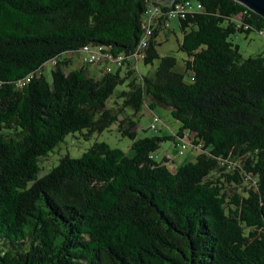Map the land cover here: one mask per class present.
<instances>
[{
    "label": "trees",
    "instance_id": "16d2710c",
    "mask_svg": "<svg viewBox=\"0 0 264 264\" xmlns=\"http://www.w3.org/2000/svg\"><path fill=\"white\" fill-rule=\"evenodd\" d=\"M173 19L188 81L157 51ZM263 29L233 0H0V264H264V52L231 41ZM84 47L120 66L90 75ZM147 99L177 135L137 137ZM114 125L129 153L96 142L39 176L68 135ZM174 138L201 152L170 170L153 154Z\"/></svg>",
    "mask_w": 264,
    "mask_h": 264
},
{
    "label": "rangeland",
    "instance_id": "374dc122",
    "mask_svg": "<svg viewBox=\"0 0 264 264\" xmlns=\"http://www.w3.org/2000/svg\"><path fill=\"white\" fill-rule=\"evenodd\" d=\"M264 30V29H263ZM181 31L179 29V24L177 19L170 20L167 23V27L162 29L157 38L158 43L157 51L159 56H172L176 59L177 65L174 71L179 74L185 75L184 62L187 59L186 54L179 51L178 45L181 41ZM231 41L234 45L238 46L240 54L244 57H251L262 54L264 52V35H259L252 32L248 35L245 33H236L231 36ZM79 65V56L75 55L73 57V66L69 69H75ZM92 67H88L90 70V75H97L99 72L95 73V68L99 66L96 64H90ZM96 65V66H94ZM158 66V61H154L153 65L145 66L142 62L137 65V72L139 75L151 74ZM51 62L46 63L43 68V74L50 80V74L52 70ZM69 71V70H66ZM115 71V69H113ZM185 80H189V74H186ZM125 89L124 85H119L116 87V91ZM113 101V100H112ZM112 101L108 102V106L112 105ZM150 101L147 99L145 105L142 107L139 116H137V123L135 127V132L138 138L144 137H163V136H174L177 135L181 129V125L171 116L170 109L159 104H155L152 109L148 107ZM154 125L155 128L151 126ZM188 138V139H187ZM184 139V143L189 142L191 137ZM177 142V146L174 141ZM173 140H166L160 144V148L153 155L156 158H161L163 156H168L174 161V163L169 164L170 170H174L179 166L195 161L196 156L201 152L197 147L183 144L179 138H174ZM96 142L106 143L111 148H118L125 153L130 152L131 141L128 137H123L118 131L117 126H112L109 130L102 132L101 134H94L87 140L82 137V135L77 132L68 135L64 142L60 143L59 147L56 148L54 153H50L46 159L44 165H41V171L39 176L42 177L49 172V170L58 164L59 158L64 154H69L72 158L79 157L83 152L90 148ZM58 151L60 154H58Z\"/></svg>",
    "mask_w": 264,
    "mask_h": 264
},
{
    "label": "built area",
    "instance_id": "2783aa9c",
    "mask_svg": "<svg viewBox=\"0 0 264 264\" xmlns=\"http://www.w3.org/2000/svg\"><path fill=\"white\" fill-rule=\"evenodd\" d=\"M156 2H159V0H154ZM193 4H191L190 2H185L183 4H181L180 6L176 7V11L172 12L170 14L171 18H176V16L178 14H180L181 16H183V12L186 10H190L192 8ZM197 8L199 9L200 6L198 5ZM151 14V11L147 12V15ZM247 27H245L246 29ZM146 35H150V30H147ZM82 57L80 58L82 63L87 64V63H96L99 67L101 65H106L104 62H108L106 66H108V64H113V65H117L118 67L120 66L121 63V57L117 58V59H112L107 53H102V49L101 48H89V47H84L82 49ZM107 60V61H106ZM108 70V69H107Z\"/></svg>",
    "mask_w": 264,
    "mask_h": 264
},
{
    "label": "water",
    "instance_id": "95a60500",
    "mask_svg": "<svg viewBox=\"0 0 264 264\" xmlns=\"http://www.w3.org/2000/svg\"><path fill=\"white\" fill-rule=\"evenodd\" d=\"M238 4L244 6L254 14H257L264 20V0H233ZM165 5H171L174 0H159Z\"/></svg>",
    "mask_w": 264,
    "mask_h": 264
},
{
    "label": "crops",
    "instance_id": "0c3cea01",
    "mask_svg": "<svg viewBox=\"0 0 264 264\" xmlns=\"http://www.w3.org/2000/svg\"><path fill=\"white\" fill-rule=\"evenodd\" d=\"M71 64H72V66H73V61L71 62ZM78 67H79V65H78ZM99 67L98 68H95V70H94V72L95 73H97V72H99ZM88 70V73L90 74V70L89 69H87Z\"/></svg>",
    "mask_w": 264,
    "mask_h": 264
},
{
    "label": "bare ground",
    "instance_id": "6f19581e",
    "mask_svg": "<svg viewBox=\"0 0 264 264\" xmlns=\"http://www.w3.org/2000/svg\"><path fill=\"white\" fill-rule=\"evenodd\" d=\"M87 64H96V63H87ZM97 65V64H96Z\"/></svg>",
    "mask_w": 264,
    "mask_h": 264
}]
</instances>
